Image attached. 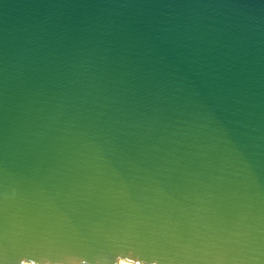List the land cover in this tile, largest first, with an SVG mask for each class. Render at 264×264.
<instances>
[{
  "label": "water",
  "instance_id": "obj_1",
  "mask_svg": "<svg viewBox=\"0 0 264 264\" xmlns=\"http://www.w3.org/2000/svg\"><path fill=\"white\" fill-rule=\"evenodd\" d=\"M264 264V0H0V264Z\"/></svg>",
  "mask_w": 264,
  "mask_h": 264
},
{
  "label": "bare ground",
  "instance_id": "obj_2",
  "mask_svg": "<svg viewBox=\"0 0 264 264\" xmlns=\"http://www.w3.org/2000/svg\"><path fill=\"white\" fill-rule=\"evenodd\" d=\"M119 264H130V263H128V262H124V261H120Z\"/></svg>",
  "mask_w": 264,
  "mask_h": 264
}]
</instances>
